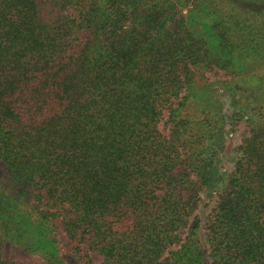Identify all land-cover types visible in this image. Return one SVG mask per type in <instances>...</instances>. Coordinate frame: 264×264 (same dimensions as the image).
<instances>
[{
	"label": "trees",
	"instance_id": "1",
	"mask_svg": "<svg viewBox=\"0 0 264 264\" xmlns=\"http://www.w3.org/2000/svg\"><path fill=\"white\" fill-rule=\"evenodd\" d=\"M192 2L214 17L218 55L173 0H0V264H32L4 257L5 240L63 264L55 233L102 257L85 264H264L263 115L208 251L194 215L226 125L203 71L264 65V0Z\"/></svg>",
	"mask_w": 264,
	"mask_h": 264
},
{
	"label": "rangeland",
	"instance_id": "2",
	"mask_svg": "<svg viewBox=\"0 0 264 264\" xmlns=\"http://www.w3.org/2000/svg\"><path fill=\"white\" fill-rule=\"evenodd\" d=\"M173 1L176 2L182 14L187 17L186 22H188L197 35L205 39L210 54L213 56L218 55L222 47L220 48L219 37L216 35L217 30L214 26V17L210 16L204 8L193 9V0ZM222 4L223 8L227 9V11L232 7L230 3L223 2ZM218 63L222 64L224 61L216 60L212 63L214 67L205 69L203 72L206 79L214 83L213 87L220 95L226 125L218 140L222 149L216 158L212 173L209 175L207 186L203 187L199 193L198 207L194 212L196 216V231L202 246L207 251V232L212 210L218 204L220 194L223 188H225L230 175L234 172L236 163L242 156V151L239 150L240 145L249 136L258 118L261 115L264 116V98H259L257 102L253 92L254 89L259 87V84L264 87V65L251 63V60H249L246 62L243 73H233L216 66ZM200 73L201 71L198 72L199 80H201L199 77H202ZM196 82L198 81L196 80ZM196 84L198 87H201L202 81ZM197 86L195 90L197 91V95L200 96L204 90L202 89L199 93ZM0 181L5 182V166L1 160ZM54 239L56 240L57 245H55L63 264H85L88 260V253L94 257L96 263L102 261V257L94 247L89 248L86 244L83 247L85 252L81 253L69 246L63 234L55 233ZM1 250L4 257H8L10 260L22 263L49 264L45 253L20 248L9 240H5Z\"/></svg>",
	"mask_w": 264,
	"mask_h": 264
}]
</instances>
